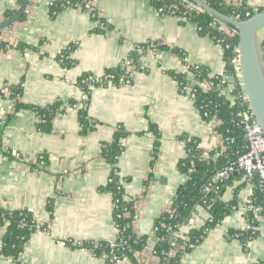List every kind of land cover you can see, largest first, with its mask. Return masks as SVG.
Listing matches in <instances>:
<instances>
[{
    "label": "crops",
    "instance_id": "obj_1",
    "mask_svg": "<svg viewBox=\"0 0 264 264\" xmlns=\"http://www.w3.org/2000/svg\"><path fill=\"white\" fill-rule=\"evenodd\" d=\"M56 1L30 0L26 18L1 31L5 47L0 50V124L16 106L7 90L10 86H22L20 101L35 106L78 101L84 95L78 83L84 73L98 77L108 68L122 66L133 46L147 41L182 49L186 61L162 51L143 59L130 84L93 88L88 112L97 124L85 132L79 106L58 115L50 132L38 128V115L29 109L9 119L0 134V208L28 209L40 226L25 246L21 264H108L105 256L97 257L84 244L112 243L118 237L114 199L103 190L113 165L102 153L122 126L129 135L117 167L125 196L136 203L134 230L149 237L136 257L151 261L159 241L155 223L172 207L178 187L188 179L179 169L188 154L182 137L199 139L208 154L223 146L215 130L218 122L202 117L190 92H180L174 73H189L192 65L206 67L213 75L226 74L225 49L194 23L161 13L150 0H92L99 19L80 7L53 12L51 3ZM233 1L264 8V0ZM21 6L20 0H0V23L7 10L19 11ZM102 19L109 25L97 31ZM72 45L76 48L69 55L76 63L68 68L59 56ZM188 77L191 89L196 80L190 73ZM253 191L252 184L239 180L228 186L223 200L237 197V207L182 257V264L264 262V219H259L254 239L244 242L236 233L248 225L246 205ZM208 218V209L199 207L181 233L201 228ZM4 235L0 226V250ZM14 262L12 256L0 255V264Z\"/></svg>",
    "mask_w": 264,
    "mask_h": 264
},
{
    "label": "trees",
    "instance_id": "obj_2",
    "mask_svg": "<svg viewBox=\"0 0 264 264\" xmlns=\"http://www.w3.org/2000/svg\"><path fill=\"white\" fill-rule=\"evenodd\" d=\"M88 0H58L52 5V11L58 12L68 7H82L85 6ZM157 10H161L163 14H174L181 19V22L194 23L201 34L209 36L214 42L220 44L224 49L228 61L227 75L235 73V65L233 64L234 53L233 47L239 44V35L230 36L223 27L226 26L230 30L236 29L230 24H226L210 13L201 10H195L188 7L187 3L190 0H150ZM216 10L242 19L246 18V14L255 9L253 6L245 3H236L233 0H204ZM24 0H20L23 4ZM264 8H259L258 11ZM18 10H7L4 14V20L13 17ZM26 18V13L22 15L20 20ZM95 19H98L95 18ZM102 21H104L102 19ZM99 28L97 31H101ZM1 34V31H0ZM264 42V41H263ZM144 50L151 48L153 45L157 46L158 50L171 51L186 61V54L178 47H170L155 41H147L138 44ZM23 46V45H22ZM229 46V47H228ZM5 45L0 43V50ZM25 47V46H23ZM28 48H32L28 46ZM76 45L69 46L59 56V59L66 67L73 66L76 61L70 58L69 53L74 51ZM34 49V48H33ZM69 58H66L68 57ZM134 65L140 69L141 55L137 51H132L130 54ZM125 68L122 66L108 68L98 77L91 73H84L78 80L79 85L83 90L86 98L78 101L69 100L63 102L61 100L55 101L47 106H35L20 101L22 96V86H10L7 90L11 93L16 101L14 112L10 114L5 123L14 117L18 112L29 109L34 111L39 118L38 128L43 132H50L53 128L54 119L66 112L68 107L79 106L80 123L83 126V131L95 127L97 122L90 117L88 112V105L92 94V89L95 87H106L110 84L114 86L124 85L126 78H124ZM188 72L194 76L198 84L190 89L191 80H189V73H174V77L179 83L180 92L194 95L193 101L198 108L200 114L206 121L216 120L218 124L215 126L216 133L223 139V148L212 150L209 155L211 158H204V150L200 147L199 139L195 137L183 136L182 139L186 143L188 154L179 162V169L188 174V179L178 187L172 207L164 212L155 223V233L159 241L154 249V255L158 259L157 264H182V257L193 250L190 244L196 246L201 244L207 234L216 228L224 219L233 211L238 205V199L226 202L223 200L228 186L236 181H243L244 174L242 172H235L230 179L222 183L218 189L206 194L204 188L210 179L221 169L226 167L230 162L235 161L240 155L248 151L247 140L245 139V132L241 124L242 108L238 102L234 101L232 97L237 93V89L231 90L229 97L219 90L221 83L220 78L210 77V71L203 66L189 65ZM215 80L216 86L210 89H205L199 83ZM229 87V83L224 84ZM5 123L0 124V134ZM152 131L160 138V133L154 124L150 125ZM129 135V132L120 126L114 135L111 143H107L103 147V156L111 162L113 170L109 182L103 188L104 191L110 192L114 199L113 218L118 230L117 239L110 243L106 241L88 242L84 247L90 249L97 257L105 256L108 264H115L112 260L117 257L119 260L128 259L131 264H141L136 254L142 252L148 244L149 237L146 235H139L134 230V219L137 214L136 203L134 200L126 201L124 199L125 190L123 186L124 180L119 175L117 167L118 159L122 155L125 146L123 140ZM156 149L153 153L154 157L158 155L159 141H156ZM217 156V157H216ZM216 157V158H214ZM194 163V165L192 164ZM254 186L253 195L251 199L260 206L264 207V189L258 186L256 180L252 181ZM199 207L208 209L209 218L204 226L199 229H191L187 233H181V228L186 226L192 220L194 214ZM247 224L253 229H257L259 220L251 213H248ZM0 226L5 228L4 242L0 250V255L12 256L15 260L14 264H21L19 258L24 252L25 246L32 237V235L40 228L34 218L33 213L28 209H10L0 208ZM173 231L180 232L178 236H172ZM235 233V232H233ZM241 241L247 242L254 239L256 234H252L251 230H240L236 232ZM175 244V245H173ZM255 264H264V262H257Z\"/></svg>",
    "mask_w": 264,
    "mask_h": 264
},
{
    "label": "built area",
    "instance_id": "obj_3",
    "mask_svg": "<svg viewBox=\"0 0 264 264\" xmlns=\"http://www.w3.org/2000/svg\"><path fill=\"white\" fill-rule=\"evenodd\" d=\"M54 2L51 3L53 5ZM189 8L201 11L203 10L200 6L195 4L194 2L187 3ZM82 8V7H80ZM86 10L89 11L93 18H100L99 12L93 7L92 0H88L85 6ZM83 9V8H82ZM161 12V10H160ZM258 12V8L253 10V14ZM252 16L251 12L246 14V18L248 19ZM240 18L239 16H237ZM242 19V18H241ZM108 22L105 20H99V28L107 29ZM223 29L232 37L239 35L237 29H228L226 26ZM229 47V46H228ZM132 51H137L140 55V68L142 67L143 59L146 56H157L161 53L158 50L157 46L153 45L151 48L144 50L138 44H135L132 48ZM233 51L237 54L236 57L233 59V64L235 65V73L233 75L222 74L221 75V83L218 85L219 90L225 93L229 97L231 96V90L237 89V93L235 94L232 99L241 106L242 112V120L241 124L243 125L244 132H245V139L247 140V147L248 151L242 155H240L235 161L230 162L226 167L218 171L208 182L206 187L204 188V192L206 194L212 192L215 189H218L219 186L230 179L231 175L235 172H242L244 174L243 180L248 183L252 184V181L255 179L258 186L264 189V132L262 127L256 121L254 115L252 114L247 93L242 81V75L239 65V49L238 46L233 47ZM69 58V57H66ZM122 67L125 68L124 78H126L125 84H130L133 81L135 74L138 72V68L133 63V59L129 56L125 62L122 64ZM194 77V76H193ZM210 77H216L219 79L220 77L217 75L210 74ZM229 83V87L224 86V84ZM196 84L198 82L196 81ZM112 85V84H110ZM203 88L210 89L216 86L215 80H210L208 82L199 83ZM193 99L194 95H190ZM83 98H86V95H83ZM218 124V123H217ZM224 146V145H223ZM222 146V148H223ZM204 158H211L208 153H204ZM217 157V156H216ZM214 157V158H216ZM194 165V163H192ZM124 184V183H123ZM253 185V184H252ZM126 201H130L129 198L124 196ZM246 210L248 213H251L256 219H264V207L257 205L252 199L248 201L246 205ZM138 217V212L135 216L134 222ZM190 225V223H189ZM247 230H251L252 234H256L257 229L251 228L250 225H247ZM191 230V229H190ZM180 232L173 231L172 236H178ZM238 236V235H237ZM175 245V244H173ZM190 247L194 249L196 247L195 244H190ZM112 260L115 264H120L123 260L117 259V257H113ZM126 260V259H124ZM141 264H157L158 259L154 255L153 250V259L151 261L145 260H138Z\"/></svg>",
    "mask_w": 264,
    "mask_h": 264
},
{
    "label": "water",
    "instance_id": "obj_4",
    "mask_svg": "<svg viewBox=\"0 0 264 264\" xmlns=\"http://www.w3.org/2000/svg\"><path fill=\"white\" fill-rule=\"evenodd\" d=\"M29 1L24 0L21 8L13 17L0 23V31L20 20ZM190 1L238 30L239 65L242 81L252 114L264 132V9L256 12L248 19H241L216 10L204 0Z\"/></svg>",
    "mask_w": 264,
    "mask_h": 264
}]
</instances>
